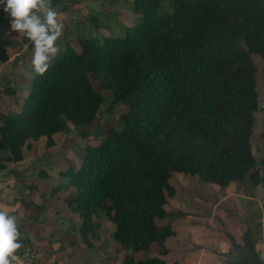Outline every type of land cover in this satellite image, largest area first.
<instances>
[{
    "label": "trees",
    "instance_id": "trees-1",
    "mask_svg": "<svg viewBox=\"0 0 264 264\" xmlns=\"http://www.w3.org/2000/svg\"><path fill=\"white\" fill-rule=\"evenodd\" d=\"M131 5L138 18L121 36L77 38L78 52L65 42L44 75L33 74L20 112L0 115V171L21 160L28 141L43 137L49 148L66 123L91 125L103 99L89 77L100 72L99 88L110 95L103 122L119 104L126 111L118 131L108 129L84 147L77 168L59 173L75 190L65 204L86 248L99 240L102 214L123 253L119 264H165L135 255L153 245L166 253L174 232L158 222L175 194L172 174L220 188L247 180L264 204V160L255 167L249 147L257 109L251 55L260 59L264 82V0H172L169 14L159 0ZM5 18L0 9V25ZM7 59L0 46V64Z\"/></svg>",
    "mask_w": 264,
    "mask_h": 264
},
{
    "label": "crops",
    "instance_id": "crops-1",
    "mask_svg": "<svg viewBox=\"0 0 264 264\" xmlns=\"http://www.w3.org/2000/svg\"><path fill=\"white\" fill-rule=\"evenodd\" d=\"M62 5L57 7H60V12L64 13L63 21L69 20L66 14L68 10H62ZM78 6L80 4H75L72 8ZM0 9H3V6H0ZM134 16L133 23L138 18ZM126 18L129 20V17L126 16ZM91 25H97L96 21H91ZM105 33L107 35L104 37H107L111 32ZM59 39L63 41V47L66 40ZM4 42H10L13 45L3 47ZM0 46L8 55L7 61L0 64V84L4 85L0 87V115L17 114L28 93L25 92V95L18 98L17 90L28 91L30 80L35 73L31 63L33 51L29 48L31 42L23 33L12 31L11 19L7 13L0 25ZM69 46L76 52L79 51L75 49L74 44ZM5 88H10L13 95L9 97L4 94ZM16 103L18 106L14 105ZM52 140L53 146L49 148L46 147L43 137L35 142L28 141L30 148H21L19 162L4 164L5 168L0 171V204L9 205L13 210L12 214L17 216L21 241L24 245L20 251L32 252L37 258L36 264H89L91 256L97 253L96 248L88 249L82 243L78 233L80 225L78 217L65 204L75 190L69 186L67 187L69 192H63L58 186V184L68 183L67 180L63 181L59 173L69 167L77 168L80 160L73 154L71 145H65L69 140L68 130L61 136L55 134ZM70 142L69 140V144ZM81 154L80 152L79 158ZM66 162L71 163V166H68ZM44 165L48 167L45 168ZM49 179L53 180L52 187L46 183ZM237 184L239 183H230L222 189L226 195L217 197L215 202H211V204L215 203L213 210L218 212L221 206L226 208L224 202L227 201L231 203L228 204L231 208L236 206L241 209L239 201L242 200L243 205L248 206L246 209L250 210L249 212H244L245 215L242 214L239 219L231 217L227 210L220 211L218 217L215 215L213 218L212 226L211 223L210 228L203 226L202 231L195 230V226L190 225L191 223H187L190 233H177L171 226L174 235L164 242L166 254L160 256L158 253L157 258L160 257L159 259L165 264H221L218 256L229 251L227 236L233 237L235 242L239 243L245 229L248 228L249 232L251 229L254 232L250 233V237L253 242V238L255 239L253 245L264 264V233H255L262 230L257 211L261 198L257 200L253 196L251 198L246 196L249 195L248 193L242 194L236 188ZM230 199H234V203L229 201ZM248 214H251L250 222L244 218ZM216 219L220 221L219 225H215ZM150 248H155L156 251L160 249L155 245Z\"/></svg>",
    "mask_w": 264,
    "mask_h": 264
},
{
    "label": "rangeland",
    "instance_id": "rangeland-1",
    "mask_svg": "<svg viewBox=\"0 0 264 264\" xmlns=\"http://www.w3.org/2000/svg\"><path fill=\"white\" fill-rule=\"evenodd\" d=\"M78 1V2H77ZM63 0L66 9L68 12L69 20H64V29L63 34L60 38L65 39V42L69 41L74 44L75 49H79L77 45L76 38H89V39H97L101 40L104 36L107 35V31L111 33L109 35L112 36H121L123 33V29L125 27L133 25L134 21V13L132 11V1L129 0ZM75 4H80L77 8H72ZM172 0H159V10L161 13L169 14L171 12ZM60 7H56L57 11H60ZM129 17V20L126 18ZM85 21V22H84ZM91 21H96L98 27L91 25ZM63 41L60 39L56 42L59 51L63 49L62 47ZM31 51H33L32 45L29 47ZM58 51V52H59ZM57 52V54H58ZM57 54L51 58L50 64L57 57ZM251 59L256 68L255 74V83H256V103L257 109L253 113V126H252V134L249 141V147L251 154L255 160V167H258L259 163L264 160V82L262 80L261 75V64L258 56L251 55ZM49 64V65H50ZM4 69V68H3ZM8 70V68L6 69ZM5 70V71H6ZM2 73V72H1ZM92 86L95 91H97L103 99V105L98 113L97 119L87 127H72L68 123V126L65 125V130H68L69 140L66 141V146L71 145V150L75 157L80 160L79 154L82 153L85 146H94L98 144L100 139L104 136L105 132L108 129H113L118 131L121 126L118 123V116L122 114V112L126 111V108L119 104L111 111V116L109 117L111 122H103L108 119L105 113V107L109 102V92L101 90L99 87V82L101 80V73H94L89 77ZM2 82V81H1ZM2 83L0 87H2ZM28 91H24L22 89L17 90V97L20 98L22 95H25ZM18 106V103L14 104ZM67 127H69L67 129ZM78 131V133H77ZM64 133V132H63ZM62 133H59L58 136H61ZM68 166H71V163H68ZM65 166V164H64ZM47 168V165H44ZM51 168V167H49ZM31 177V176H29ZM66 179L63 178V181ZM64 181V182H65ZM49 187L53 186V180L49 179L46 182ZM46 185V184H45ZM169 185L175 190V194L172 198L166 199L165 212L166 217L163 221L158 222L159 225H169L176 230L177 233H190L189 227L187 223H191L190 225L195 226V230L202 231L203 226H207L210 228V223L212 226L213 218L215 215L218 217L219 212H227L230 216H234L236 218H241L242 214L245 215L244 212H249L244 206L243 202L239 201L240 208L234 206L231 208L227 203L224 202V206L226 208H219L218 212H214L213 204L211 202H215L217 197H222L226 195L222 192L223 188L212 186L210 184H204L200 182L197 177H188L182 174L174 173L169 180ZM47 186V185H46ZM63 192H69L67 187H69L68 183L63 185H59ZM239 192L246 195L248 197H252L259 200L261 198V189L253 188L247 180L243 181L236 185ZM232 203H234V199H230ZM244 201V200H243ZM238 204V203H237ZM236 204V205H237ZM210 205V206H209ZM259 215V224L261 227V231H257L255 233H264V204L259 203V207L257 209ZM229 216V217H230ZM228 217V218H229ZM202 218V219H201ZM220 218V217H219ZM250 222L251 214L244 217ZM215 225H219L220 221L218 219ZM198 224H196V223ZM98 224V235L99 240L97 242L92 243L93 249L97 251L95 252L90 259L89 264H119L123 253L119 249L116 244H113L110 241L109 235L112 232V225L105 218L104 215H99V218L96 220ZM207 223V224H206ZM223 224V222H221ZM248 224V223H247ZM214 227V226H213ZM252 232V229L250 231ZM254 242L255 239L253 238ZM253 242V244H254ZM156 246V245H155ZM255 248V247H254ZM161 249L157 251L155 248H149L147 252L138 253L135 255L136 260H145L151 257H158V253ZM157 252V253H156ZM166 254V253H165ZM164 254V255H165ZM163 255V256H164ZM35 256V255H34ZM36 257V256H35ZM160 258V257H159ZM41 264V263H38Z\"/></svg>",
    "mask_w": 264,
    "mask_h": 264
},
{
    "label": "clouds",
    "instance_id": "clouds-1",
    "mask_svg": "<svg viewBox=\"0 0 264 264\" xmlns=\"http://www.w3.org/2000/svg\"><path fill=\"white\" fill-rule=\"evenodd\" d=\"M11 19V29L23 33L31 42V63L37 75H44L51 58L59 51L56 42L63 34L64 13L52 0H0ZM7 204H0V264H25L20 250L24 247L17 216ZM31 264V260H27Z\"/></svg>",
    "mask_w": 264,
    "mask_h": 264
},
{
    "label": "water",
    "instance_id": "water-1",
    "mask_svg": "<svg viewBox=\"0 0 264 264\" xmlns=\"http://www.w3.org/2000/svg\"><path fill=\"white\" fill-rule=\"evenodd\" d=\"M227 239L229 251L218 256L221 264H262L248 228L245 229L239 243L231 236H227Z\"/></svg>",
    "mask_w": 264,
    "mask_h": 264
},
{
    "label": "built area",
    "instance_id": "built-area-1",
    "mask_svg": "<svg viewBox=\"0 0 264 264\" xmlns=\"http://www.w3.org/2000/svg\"><path fill=\"white\" fill-rule=\"evenodd\" d=\"M21 259L25 260V264H27V260H31V264H36L37 258L34 256L32 252L26 251V252H21Z\"/></svg>",
    "mask_w": 264,
    "mask_h": 264
}]
</instances>
